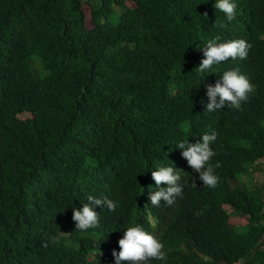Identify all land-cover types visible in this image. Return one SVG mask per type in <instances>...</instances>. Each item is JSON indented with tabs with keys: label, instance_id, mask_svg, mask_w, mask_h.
<instances>
[{
	"label": "trees",
	"instance_id": "trees-1",
	"mask_svg": "<svg viewBox=\"0 0 264 264\" xmlns=\"http://www.w3.org/2000/svg\"><path fill=\"white\" fill-rule=\"evenodd\" d=\"M236 3L227 21L214 0H0V264H114L100 236L135 224L164 243L155 264H264V180L260 194L245 183L260 165L264 178V0ZM216 37L251 45L239 65L256 87L200 118V48ZM212 131L216 187L183 173L151 225L149 170ZM89 194L121 206L80 232L72 207Z\"/></svg>",
	"mask_w": 264,
	"mask_h": 264
},
{
	"label": "clouds",
	"instance_id": "clouds-1",
	"mask_svg": "<svg viewBox=\"0 0 264 264\" xmlns=\"http://www.w3.org/2000/svg\"><path fill=\"white\" fill-rule=\"evenodd\" d=\"M213 7L224 15L225 20L232 21L236 16V0H214ZM207 14L205 13V17ZM216 37L200 48L203 59L197 68L201 74L210 72L211 78L199 91H196L194 108L200 118H219L223 112L239 110L248 100L249 94L255 91V85L244 71L239 62L249 56L251 45L244 39L232 38L226 42H219ZM217 140V133H204L196 143H189L188 139H180L175 143L176 152L174 165H158L149 170L144 191L146 192L143 205L148 212L151 225L155 219L151 211H166L178 198L183 197V173L193 171L198 173L203 186L215 188L219 177L211 163L216 152L211 145ZM194 186V185H193ZM82 207H72V220L76 230L87 232L96 229L100 224V214L96 208H106L115 212L121 202L106 196L97 197L87 195ZM70 236L69 233L66 237ZM104 245L103 253H108L114 264H155V261L167 259L165 245L153 231L135 224L129 226L123 235H101L100 241ZM95 245L90 249L99 253ZM95 255L93 254V258ZM95 260V258H94ZM96 261V260H95Z\"/></svg>",
	"mask_w": 264,
	"mask_h": 264
},
{
	"label": "rangeland",
	"instance_id": "rangeland-1",
	"mask_svg": "<svg viewBox=\"0 0 264 264\" xmlns=\"http://www.w3.org/2000/svg\"><path fill=\"white\" fill-rule=\"evenodd\" d=\"M94 2H95V0H94ZM83 10H84L86 16H88V25H89V7L87 5H84ZM34 62H35L34 59H32V70L34 71V74H36L37 76L42 75V74H39L40 72L37 73L38 71L35 68ZM36 66H37L38 70L40 71L41 67H40L38 61L36 63ZM42 77L43 76H40L39 78H42ZM261 170H262V167L260 165V168L257 169L255 173L248 176L246 180H245V178L242 179L243 181L245 180V183L249 187V192L251 194H260V191H261L260 185L263 183V180H264L263 175L261 173ZM239 179H241V177Z\"/></svg>",
	"mask_w": 264,
	"mask_h": 264
},
{
	"label": "bare ground",
	"instance_id": "bare-ground-1",
	"mask_svg": "<svg viewBox=\"0 0 264 264\" xmlns=\"http://www.w3.org/2000/svg\"><path fill=\"white\" fill-rule=\"evenodd\" d=\"M96 247H97V246H96ZM96 247H95V248H96Z\"/></svg>",
	"mask_w": 264,
	"mask_h": 264
}]
</instances>
